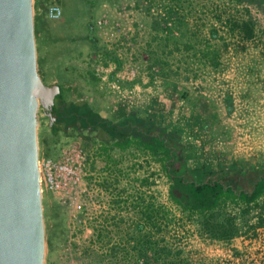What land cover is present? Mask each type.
<instances>
[{
  "label": "rangeland",
  "instance_id": "obj_1",
  "mask_svg": "<svg viewBox=\"0 0 264 264\" xmlns=\"http://www.w3.org/2000/svg\"><path fill=\"white\" fill-rule=\"evenodd\" d=\"M51 2L62 6V14L44 24L37 48L39 63L49 69L44 82L49 77L60 84L56 105L60 99L86 102L111 118L119 107L127 114L135 111L130 99L137 86L140 98L163 103L150 113L159 126L180 136L184 157L174 166L187 179L200 170L203 177L250 190L264 176V0ZM52 73L57 77L50 78ZM95 137L82 127L54 133L41 118L39 155L57 158L65 145L86 146L96 143ZM153 161L152 204L160 214V202L166 201L160 193L168 181L160 180L161 165ZM80 191L44 193V264H259L260 256L264 259L259 248L264 195L247 206L228 201L217 216L203 220L167 198L163 217L101 226L85 225L75 205ZM214 217L234 223L238 234L212 239L201 225Z\"/></svg>",
  "mask_w": 264,
  "mask_h": 264
},
{
  "label": "water",
  "instance_id": "obj_2",
  "mask_svg": "<svg viewBox=\"0 0 264 264\" xmlns=\"http://www.w3.org/2000/svg\"><path fill=\"white\" fill-rule=\"evenodd\" d=\"M51 6L0 0V264H44L38 129L41 118L50 128L57 120L61 88L44 82L36 28L54 20Z\"/></svg>",
  "mask_w": 264,
  "mask_h": 264
},
{
  "label": "built area",
  "instance_id": "obj_3",
  "mask_svg": "<svg viewBox=\"0 0 264 264\" xmlns=\"http://www.w3.org/2000/svg\"><path fill=\"white\" fill-rule=\"evenodd\" d=\"M49 13L55 20L61 17L62 11L52 2ZM116 155L108 156L101 143L86 146L75 143L65 145L57 158L41 156L39 169L44 193H66L81 188L75 205L84 214L85 225L155 219L152 218L156 210L152 200L157 196L153 189V180L156 182L153 156L138 148L118 151ZM158 172L160 180L164 177L166 182L165 173ZM160 195L167 201L166 190ZM166 201L160 202L161 211L167 208Z\"/></svg>",
  "mask_w": 264,
  "mask_h": 264
},
{
  "label": "trees",
  "instance_id": "obj_4",
  "mask_svg": "<svg viewBox=\"0 0 264 264\" xmlns=\"http://www.w3.org/2000/svg\"><path fill=\"white\" fill-rule=\"evenodd\" d=\"M59 97L61 92L56 99ZM59 103L56 105L55 102L58 116L51 127L54 133L68 127H82L95 132L98 140L111 146H135L151 153L169 179V200L191 215L198 214L202 220L207 214L217 216L228 201L247 206L264 195V176H259L250 190L236 189L219 179H187L174 166L184 157L180 136L174 130L159 126L149 116L142 117L132 111L118 120H111L94 111L86 102L71 104L60 99ZM204 222L201 226L212 239L228 240L238 234V229L230 221L217 222L214 217Z\"/></svg>",
  "mask_w": 264,
  "mask_h": 264
},
{
  "label": "crops",
  "instance_id": "obj_5",
  "mask_svg": "<svg viewBox=\"0 0 264 264\" xmlns=\"http://www.w3.org/2000/svg\"><path fill=\"white\" fill-rule=\"evenodd\" d=\"M43 29H44V27L42 26V24L41 23L38 24V26L36 28V30H37V40L42 39L44 37V35L41 34V33L44 32ZM116 30L118 31L119 29L117 28ZM43 40H41V41H43ZM44 71L45 72L46 71H49V69L46 67V68H44ZM53 73H54V71H53ZM53 73H52V75H51L50 78H53V77L56 78L57 77V75L56 74H53ZM58 77H59V75H58ZM48 82H56V81H51V80H49V77H48ZM80 87L82 88V90L84 89V83H83V81H81V86ZM136 89H137V86L133 87V95H132V98L130 99V106H132L134 108V110H135L134 112L138 113L139 116H142V117L150 116L152 118L153 116L151 115L150 110L152 111V110H154V108L160 107L163 103L161 101H157L158 103L156 104V106L153 105V103H151L150 99H148L147 95L146 96L144 95L142 98H140L139 94L136 93V91H135ZM195 107H196V105H195ZM116 108L117 107H115V109ZM212 108H215V107L213 106ZM120 109H122V111L120 113H118ZM117 110L118 111L114 110L113 111V114H112L113 116H116L118 114L116 120L122 118L125 114H127V113H125L126 112V108L125 107H123V108H120L119 107ZM99 114L101 116H104V117H107V118L113 120L112 119L113 116L110 118V116H106V115H103L101 113H99ZM95 141H96V143H101L104 146L105 150L108 152V156H110L112 158L115 157V156H117L116 154H117L118 151L129 150V148H136L135 146H128V147H125V148H119V147H116V146H111L109 143L98 141L97 137H95ZM110 149H112V150H110ZM109 150L110 151H113V152L110 153ZM193 157H194V155H193ZM162 171H163V169H162ZM199 171L200 170H195V172L197 173L196 179L197 180H202V179L204 180V179H206V176L203 177L205 174L204 173H200ZM210 173H211V171H210ZM165 175H166V173H165ZM166 177H167V175H166ZM167 181L168 182L166 183V188H164V189L166 190V192L168 194V190H169V179H168V177H167ZM153 214L154 215L152 216V218H159V217H163L165 215V213H163V211H161L160 214H158V213H153ZM259 242H260V247L259 248L262 250L261 253L264 254V233L261 236V241H259ZM259 264H264V259H262L261 256H260V262H259Z\"/></svg>",
  "mask_w": 264,
  "mask_h": 264
},
{
  "label": "flooded vegetation",
  "instance_id": "obj_6",
  "mask_svg": "<svg viewBox=\"0 0 264 264\" xmlns=\"http://www.w3.org/2000/svg\"><path fill=\"white\" fill-rule=\"evenodd\" d=\"M81 128V127H80Z\"/></svg>",
  "mask_w": 264,
  "mask_h": 264
}]
</instances>
